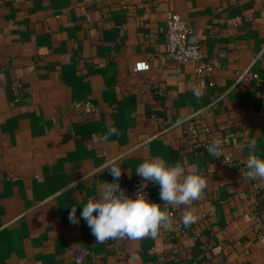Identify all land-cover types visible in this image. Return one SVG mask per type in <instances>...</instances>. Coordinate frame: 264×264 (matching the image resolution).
I'll list each match as a JSON object with an SVG mask.
<instances>
[{
  "label": "crops",
  "instance_id": "obj_1",
  "mask_svg": "<svg viewBox=\"0 0 264 264\" xmlns=\"http://www.w3.org/2000/svg\"><path fill=\"white\" fill-rule=\"evenodd\" d=\"M170 12L201 44L199 64L165 58ZM140 62L150 70L135 73ZM85 100L99 112L76 114ZM187 120L229 136L233 166L188 147ZM110 127L119 135L94 142ZM252 139L264 159V0H0V264H264V180L240 171ZM156 157L207 180L190 206H166L175 230L96 243L69 222L113 182L107 160L131 197L135 169Z\"/></svg>",
  "mask_w": 264,
  "mask_h": 264
},
{
  "label": "clouds",
  "instance_id": "obj_2",
  "mask_svg": "<svg viewBox=\"0 0 264 264\" xmlns=\"http://www.w3.org/2000/svg\"><path fill=\"white\" fill-rule=\"evenodd\" d=\"M195 96H200L198 88L192 89ZM119 135L115 127H110L100 138L93 137L94 142H107L110 137ZM249 156L245 168L240 169L242 181L264 180V159L255 155L257 141L252 139L248 143ZM210 156L219 158L224 153L221 139H213L207 145ZM224 163L232 165L231 161L224 159ZM186 162L177 160L173 165L160 157L147 160L138 165L136 174L142 178L135 198L125 193L119 184L123 174L121 164L117 159L107 160L102 166V171L109 170L113 182H105L98 186L97 195L89 198L84 204L80 216L77 217V207L72 206L69 213V222L79 224L83 219L91 229L96 243L108 240L123 239L137 241L151 236L157 238L161 229L173 231L174 221L166 206H190L194 201L202 198L207 187V180L196 172L188 171ZM233 166V165H232ZM85 179V176H84ZM148 182L156 183L160 188V200L163 204L149 201L143 194V189ZM165 206V207H162ZM95 213V214H94ZM198 217L192 211H185L181 222L185 227H190ZM138 257H133L129 264Z\"/></svg>",
  "mask_w": 264,
  "mask_h": 264
},
{
  "label": "built area",
  "instance_id": "obj_3",
  "mask_svg": "<svg viewBox=\"0 0 264 264\" xmlns=\"http://www.w3.org/2000/svg\"><path fill=\"white\" fill-rule=\"evenodd\" d=\"M166 36H167V47L165 52V58L168 61L177 64H199L202 59L201 44L190 43L189 36L190 30L188 29L186 23L181 19V17L174 12H170L166 22ZM150 64L148 62H140L135 68V73L148 72L150 70ZM214 69L213 65H206L200 69V71L212 72ZM160 93V91H158ZM73 110L80 117H90L99 112L98 106L91 100H85L80 102H75L72 104ZM186 127V134L188 143L187 146L190 148H200L206 152L207 145L213 139H221L223 145L230 144L229 136H219L216 131L212 130L208 125H197L192 123L190 120L184 122ZM224 159H231L225 156L224 153L221 156ZM138 191H140L139 186L135 187L130 193L132 198H135ZM146 198L155 203L150 191L145 188L142 190ZM256 193L259 194L260 191L256 187ZM173 216V214H171ZM108 243L114 244L115 240H108ZM77 262H81L83 257L81 255L76 256Z\"/></svg>",
  "mask_w": 264,
  "mask_h": 264
},
{
  "label": "trees",
  "instance_id": "obj_4",
  "mask_svg": "<svg viewBox=\"0 0 264 264\" xmlns=\"http://www.w3.org/2000/svg\"><path fill=\"white\" fill-rule=\"evenodd\" d=\"M260 194V193H259Z\"/></svg>",
  "mask_w": 264,
  "mask_h": 264
}]
</instances>
